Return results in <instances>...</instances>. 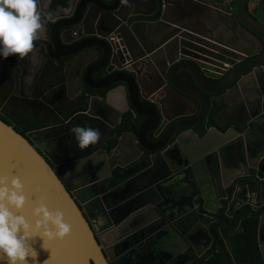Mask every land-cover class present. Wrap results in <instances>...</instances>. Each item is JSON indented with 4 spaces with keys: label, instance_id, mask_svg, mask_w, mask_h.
Returning a JSON list of instances; mask_svg holds the SVG:
<instances>
[{
    "label": "water",
    "instance_id": "water-1",
    "mask_svg": "<svg viewBox=\"0 0 264 264\" xmlns=\"http://www.w3.org/2000/svg\"><path fill=\"white\" fill-rule=\"evenodd\" d=\"M105 1L106 8L99 9L92 4L99 9L96 18H90L85 7L83 11L73 10L69 17L62 16V21L54 25L36 7L43 32L33 42V52L21 59L19 79L13 75L5 77L0 72L1 93L8 96L14 91L18 99L25 103H39L47 91L46 87L59 85L67 88L76 83L82 90L86 86L105 92L99 100L92 99L87 113L91 122L94 118L105 129L110 127L107 125L109 122L106 114H116L120 119L132 107L136 116L142 114L146 117L147 121L139 129L138 137L150 155L143 154L135 146V131L122 134L113 154H107L104 150L105 144L115 136L114 127H111V136L103 139L100 145L91 150L95 155L92 172L97 176L88 185L96 188L105 185V181L110 179L108 188L111 191L108 195L111 198L117 193L126 192L131 186L132 196L128 198L129 201L119 202L115 206L121 208L123 203L132 205L135 223L129 231L137 229L138 232L148 235L155 242L157 250L161 251L158 246L162 242L161 238L170 234L174 235V239L168 243L169 249L177 256L184 251L185 246L191 244L192 238L186 227L188 223L180 218V213L166 209L163 199L165 187L176 182L186 169L191 170L194 166L203 169L207 167L215 173L213 168L219 169L221 164H226L231 172L241 173L234 179L231 178L226 188L234 183V191L231 192L233 203L243 193L259 200L262 208L260 213L253 210L256 215L254 222L258 228L256 237L263 236L264 26L248 13L247 0L238 1L236 22L261 45L256 54L259 57L248 61H245L247 57L244 54L228 47L226 43L215 38L208 39L192 28L198 25L203 15L199 12H188L187 6L178 1L173 2L172 10L160 8L157 12L158 0H141V6L151 7L153 11L126 15L122 11L138 6L136 0ZM191 3L194 2L191 0ZM154 14L156 19L160 17L158 22L129 26L128 21L132 16L149 18ZM183 22L188 24L179 26ZM75 33L79 36L72 38ZM110 35L116 36L119 41L110 42ZM51 39L54 42V53L48 45ZM90 41H98L102 45H94ZM93 50L98 54L96 60L104 61L109 74L98 82H94L92 66L90 67L94 60L86 61ZM205 64L210 65V68H205ZM234 67L233 72L226 76L220 90L217 87L212 89L204 79V71L224 75L225 71ZM1 69L13 72L12 61L8 63L5 59H0ZM182 72H187L192 77L194 86L180 79ZM118 84L122 86L110 90ZM233 84L235 86L230 89ZM85 101L89 105V99L85 98ZM218 101H222L221 107L225 108L223 114L227 118V123L220 127L225 128L222 132L214 128L213 121L210 122L212 115L221 111L215 108L219 106ZM188 103L194 106L193 112L181 114L182 122L186 123L179 126L176 132L170 133L172 126L167 125L173 119V109H184ZM171 105H175L173 109H170ZM139 122L137 119L134 129L139 126ZM200 126L206 132L203 137L198 131ZM45 132L46 130H42L35 134V138L33 134L26 139L0 120V173L19 175L22 179L30 201L25 206V214L30 215L31 203L42 197L50 210L62 211L65 222L71 226L70 233L63 239L45 241L46 249L41 247L42 240L36 238L33 248L38 253L37 264H109L93 230L74 201L69 186L58 172L59 164L52 159V168L30 143L47 140L46 137L39 138ZM150 132L153 137L148 141ZM180 132L182 133L179 135ZM214 132L221 136L219 149L216 147L203 152L201 148ZM184 133H189L196 139L192 151L195 158L181 167H172L168 158L183 144L180 137ZM168 135L169 138L166 139ZM13 168L15 169L12 172ZM241 178L251 180L237 184ZM190 182L194 184L196 191L199 190L198 185L202 184L200 178L191 179ZM196 197L202 205L206 203L202 191H198ZM144 207L148 210L141 212ZM204 210L207 211V208ZM150 220L154 222L148 226ZM234 227L232 225V229ZM214 238L218 242L215 247L221 250L227 264H240L228 252L222 233L220 237L215 235ZM261 244L264 245L263 239ZM0 264H5L3 257H0ZM29 264H32L31 258Z\"/></svg>",
    "mask_w": 264,
    "mask_h": 264
},
{
    "label": "flooded vegetation",
    "instance_id": "flooded-vegetation-1",
    "mask_svg": "<svg viewBox=\"0 0 264 264\" xmlns=\"http://www.w3.org/2000/svg\"><path fill=\"white\" fill-rule=\"evenodd\" d=\"M53 1L36 0V7L40 11L42 9L52 15L67 10L71 12L73 10L83 11L86 7L89 17L96 18L99 14V9L106 8L107 5L105 0H69L70 2L68 1L66 7L59 5L54 8L52 5ZM158 1L159 9L157 12H159L160 8L166 9V11L172 10L174 8L173 2L178 1L187 6L188 12L201 13L203 19L199 20L200 22L196 27H192L197 32L208 39L215 38L226 43L228 47L244 54L247 57L245 61L259 57L256 54L261 45L236 22L239 0H192L194 3H191V0ZM261 1L247 0L246 8L253 19L254 11ZM136 4L138 6L124 9L122 14L153 11L151 7L141 6V0H136ZM62 19L50 22V24L60 23ZM159 20L160 17L156 19V14L149 18L135 15L129 18L128 23L129 26H133L143 22H158ZM184 24L187 25L188 23L183 22L179 26ZM78 36V33H75L72 38H77ZM110 37V42L119 41L114 35H110ZM90 43L102 45L98 41H90ZM103 46L106 48L105 45ZM97 56V52L93 50L86 60L89 62L94 60L90 64L94 82L103 80L109 75L104 61L96 60ZM118 59L120 58L118 57ZM203 66L210 68L208 64ZM234 69L235 67L230 68L225 71L224 75L210 74L204 71L203 76L206 82L212 86V89L217 87L220 90L226 80V76L232 73ZM180 79L185 83L195 85L194 80L187 72L180 73ZM51 84L56 85L54 83ZM75 84L72 83L67 88L59 85L50 88L46 87L47 91L38 101L39 103L30 104L18 99L14 91L8 96L0 91V120L13 127V129H17L26 139L33 134L35 138L37 132L46 130L45 134L39 135V138L46 137L47 140L41 143L30 141V143L52 168H54V164L51 162L52 159L59 164L57 170L69 186L74 201L88 221L109 264H211L210 261L214 254L219 253L224 257L221 250L215 247L218 242L215 241L214 236L220 237L221 233L227 242L226 248L228 252H231L240 264H264V245L262 246L261 244L262 239L264 240V234L261 236L262 239L260 236L256 237L258 228L254 222L256 215L253 212V210H256L260 213L261 203L255 197H247L246 193L241 194L233 203L231 192L234 191V183L230 187L226 188V186L230 184L231 178L234 179L241 173L231 172L226 167V164H221L219 169L213 168L215 173H212L207 167L203 169L199 166H194L191 170L186 169L176 182L169 183L165 187L163 199L165 208L182 215L180 218L188 223L186 227L188 234L192 238L191 244L185 246L184 251L180 255L177 256L172 252L163 253L157 250L155 242L148 235L138 232L137 229L133 232L129 231L135 223L131 210L132 205L123 203L121 208L115 205L122 201H129L128 198L132 196V187L129 186L126 192L117 193V196L114 195V198H111L108 195L111 191V188H108L111 182L110 179L105 181V185H99L96 188L88 185L97 176L95 172H92V165L95 163L93 156L95 155L91 153V150L100 145L103 139L111 136V127H114V138L116 137L118 134L117 129L125 114H122L120 119L117 118L116 114H106L109 122V124H106L110 126L109 129L97 124V121L92 117L93 121L91 122L89 120L90 116H87L90 102H92V99L99 100L105 92L92 90L86 86L82 90L80 86ZM121 86L122 84L115 85L110 90H116ZM208 97L212 98V96ZM85 98L89 99V105ZM114 101L116 104V100ZM218 104L219 106L215 108L217 110L221 109V111L218 114L214 113L210 122L213 121L214 128L222 132L225 128L220 127L227 123V118L223 114L225 113V108L221 107L222 101H218ZM82 115L86 116L83 117ZM214 118H216V121H214ZM74 126H90L99 130L100 139L98 143L94 146H89L86 150H79L71 133V129ZM198 129L202 135H205L206 132L203 126ZM114 138L107 141L104 148L105 151ZM115 149L110 155L113 154ZM69 160L72 162H66ZM187 161H190V159L184 160L183 164ZM71 164H76L77 166L74 167ZM169 167L173 171V168ZM196 178H200L202 182L197 189L202 191L205 197L206 203L203 205L200 199L196 197L198 191L195 190L194 184L190 182L191 179ZM179 180H182L184 184L181 185ZM250 180V178H241L237 184L249 182ZM204 208H207L208 212ZM232 225L235 226L234 229H232ZM164 244L165 242H161L158 245L159 248Z\"/></svg>",
    "mask_w": 264,
    "mask_h": 264
},
{
    "label": "clouds",
    "instance_id": "clouds-1",
    "mask_svg": "<svg viewBox=\"0 0 264 264\" xmlns=\"http://www.w3.org/2000/svg\"><path fill=\"white\" fill-rule=\"evenodd\" d=\"M42 32L36 0H0V59L25 58ZM71 133L81 151L100 139L99 130L90 126H74ZM29 203L20 176L0 173V257L5 264H29V258L37 264L38 253L33 248L37 237L45 248V241L63 239L70 233L62 211L50 210L41 197L31 203L30 215H26Z\"/></svg>",
    "mask_w": 264,
    "mask_h": 264
},
{
    "label": "crops",
    "instance_id": "crops-1",
    "mask_svg": "<svg viewBox=\"0 0 264 264\" xmlns=\"http://www.w3.org/2000/svg\"><path fill=\"white\" fill-rule=\"evenodd\" d=\"M47 9V8H46ZM41 13L44 16V18L46 20H48V22H54V21H60L59 19H62L61 16L65 15V16H70L71 11L67 10V11H61L59 14H49L47 12H45L44 10L41 9ZM114 99H113V103H114ZM175 105H171L170 109H173ZM174 112L172 113V121H170V123L167 125L168 127L172 126L170 130V133H172V131L176 132V130L179 128V126L184 125V122H182L183 120V115L182 117L181 114H190L192 113V111L194 110V106L191 103L186 104L184 109H173ZM176 110V111H175ZM166 127V129L168 128ZM182 132L179 133V135ZM204 135H202L201 137H203ZM169 138V135L166 139ZM171 138V137H170ZM180 138H182V145L179 146V148L172 152L170 154V158L169 159V164L172 167H181V165L183 164L184 160H188V159H192L195 158V155L192 153L193 151V147L195 145V141L196 139H194L193 136H191L189 133L187 134H183ZM159 139V138H158ZM156 139V140H158ZM221 136L220 134L214 132V134H212L210 136V138L207 140V142L204 144V146L201 148L202 151H206L208 152L209 150L215 149L216 147L219 148L220 146V142H221ZM155 140V141H156ZM183 180V179H182ZM182 180L180 181V184H184V182H182Z\"/></svg>",
    "mask_w": 264,
    "mask_h": 264
},
{
    "label": "trees",
    "instance_id": "trees-1",
    "mask_svg": "<svg viewBox=\"0 0 264 264\" xmlns=\"http://www.w3.org/2000/svg\"><path fill=\"white\" fill-rule=\"evenodd\" d=\"M68 1L69 0H54L52 5L54 8L58 7L59 5L66 7ZM253 16H254V19L256 21H258L260 24L264 25V0H262L261 3L259 4V6L255 9ZM13 59L16 60V58H14V57H13ZM135 113H136L135 110L132 107H130V111L123 116V120L117 129L118 134L111 141L110 145L106 149V152L109 155L112 153L113 149L117 147L119 139H120L122 134L130 133L131 131H135V133H137V130H139V127L141 126V119H140V116H136ZM137 119H139V121H140L139 126L136 129H134ZM14 130L18 134L22 135L17 129L14 128ZM138 135H139V133H138ZM138 135H137V137H138ZM148 138L149 137H147V140H148ZM210 263L211 264H226V261L221 254L216 253L213 255Z\"/></svg>",
    "mask_w": 264,
    "mask_h": 264
},
{
    "label": "rangeland",
    "instance_id": "rangeland-1",
    "mask_svg": "<svg viewBox=\"0 0 264 264\" xmlns=\"http://www.w3.org/2000/svg\"><path fill=\"white\" fill-rule=\"evenodd\" d=\"M60 41L63 44L62 37H60ZM48 45L52 48V52L54 53V42H53L52 39L49 40ZM13 57L16 58L15 56L8 57L7 62L12 61L13 67H14L13 76L16 79H19V77L21 76V67H20V61H21V59L20 58L19 59L16 58V60H15V59H13ZM1 60H3V59H1ZM133 107L137 111V108L134 105H133ZM139 116H140V119H141V126H142L147 120H146V117L144 115L140 114ZM141 126L139 127V129L141 128ZM138 133H139V130H137V133H136V147L139 148L142 151L143 154L150 155L149 150L142 145V143L139 140V137H137ZM149 135L150 136L148 138V141L151 140L152 137H153L152 134H151V132L149 133ZM173 237H174V235H171V234L170 235L163 236L162 239H163L164 242H166V244H164L162 247H160V249H161V251L163 253H171V252L173 253V251H171L169 249V246L170 245H168V243L170 242V240Z\"/></svg>",
    "mask_w": 264,
    "mask_h": 264
},
{
    "label": "bare ground",
    "instance_id": "bare-ground-1",
    "mask_svg": "<svg viewBox=\"0 0 264 264\" xmlns=\"http://www.w3.org/2000/svg\"><path fill=\"white\" fill-rule=\"evenodd\" d=\"M8 63H9V62H8ZM0 72H1V74L4 75L5 77H10L11 70H9V69H1ZM134 144H135V146H136L135 141H134ZM140 155H141V154H140ZM147 210H148V209L144 207L143 209H141V212H146ZM152 220H153V219H152ZM152 220H150L151 222L148 223V224H149L148 226H150V224H152V222H154V221H152Z\"/></svg>",
    "mask_w": 264,
    "mask_h": 264
},
{
    "label": "built area",
    "instance_id": "built-area-1",
    "mask_svg": "<svg viewBox=\"0 0 264 264\" xmlns=\"http://www.w3.org/2000/svg\"><path fill=\"white\" fill-rule=\"evenodd\" d=\"M6 61L8 60V58L7 59H5ZM10 75H13V72L11 71V73H10ZM135 143H136V140H135ZM161 241L162 242H164L163 240H162V238H161ZM166 244V243H165Z\"/></svg>",
    "mask_w": 264,
    "mask_h": 264
},
{
    "label": "snow or ice",
    "instance_id": "snow-or-ice-1",
    "mask_svg": "<svg viewBox=\"0 0 264 264\" xmlns=\"http://www.w3.org/2000/svg\"><path fill=\"white\" fill-rule=\"evenodd\" d=\"M14 169H15V168L12 169V172H13Z\"/></svg>",
    "mask_w": 264,
    "mask_h": 264
}]
</instances>
